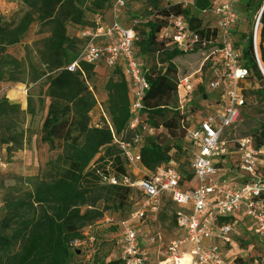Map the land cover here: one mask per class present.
<instances>
[{"label":"trees","instance_id":"trees-1","mask_svg":"<svg viewBox=\"0 0 264 264\" xmlns=\"http://www.w3.org/2000/svg\"><path fill=\"white\" fill-rule=\"evenodd\" d=\"M15 1L19 6L16 17L8 22L0 21V83L6 75V68L19 64L9 59L6 50L20 44L34 23L42 27L51 25V36L45 42L42 53L45 74L49 75L50 102L43 121L41 141L51 151L61 148L62 152L51 164L50 177L20 179L21 187L13 189L18 194L5 197L4 216L0 221V264H67L71 254L76 253L72 244L85 241V230L103 221L106 212H123L125 202L132 193V189L110 183L112 176L119 179L128 177L131 170L113 142L114 136L124 134L130 121L127 80L120 69L113 71V77L106 84L111 98L102 105L101 120L94 124L92 114L98 106L90 90L94 67L82 66L87 73V81L80 72L67 70L79 57L80 45L77 39L68 35V26H83L88 13L104 15L110 9L112 0ZM151 1L154 5L150 16L134 21L137 22L135 29L138 32L135 42L137 58L143 65L149 84L144 98V112L149 124L158 130L146 137L142 159L147 170L155 171L172 161L180 164L182 154L171 144L155 119H164L167 113L174 110L180 96L178 87L181 77H189L218 65L205 60L212 49L202 45L217 38L215 31H205L199 19L203 12L210 9V0H194L193 14L189 8H168L158 4L164 0ZM244 2L247 22L254 23L253 17L264 0ZM170 15H182L192 28L198 29L196 32L202 41L194 53L182 54L174 46L158 43L157 35L168 25ZM239 37L244 43L240 45L237 41L234 47L242 51V62L249 72V78L241 84L246 106L251 99L263 96L264 76L252 49L251 31ZM151 54L161 56L157 64L159 68L143 61ZM194 55L198 57L194 69H189L185 61L180 63L185 57ZM260 59L264 68V11L261 17ZM200 93L205 94L204 87L200 88ZM20 115H25V111L18 104L6 99L0 101V131L5 119ZM171 128L181 130L185 136L189 127L185 118L178 115V120L171 119ZM23 136L22 132H14L13 126L6 127L5 134L0 135V144L12 145L9 152H13L14 148L20 150ZM256 144L264 146V131L256 139ZM180 169L186 178L192 179L191 174L182 170L183 167L180 166ZM166 204L173 205L170 202ZM173 219L176 223L177 214ZM113 231L119 234L120 230L114 228ZM96 262L105 264L100 259Z\"/></svg>","mask_w":264,"mask_h":264},{"label":"built area","instance_id":"built-area-1","mask_svg":"<svg viewBox=\"0 0 264 264\" xmlns=\"http://www.w3.org/2000/svg\"><path fill=\"white\" fill-rule=\"evenodd\" d=\"M242 1L210 0V9L202 13L209 16L208 23H202V27L217 35L215 40L202 44L212 49L205 60L217 64L222 74L215 73L207 87L201 71L179 80L180 96L200 93L201 87L219 94V99L214 101H209V95H205L214 112L187 130L190 180L174 161L155 171H149L143 165L145 139L158 130L149 124L144 112L149 84L135 49L137 22L133 21L128 27L120 20L127 0H112L111 17L94 16L93 25L82 32L85 45L67 70L80 72L87 81L83 65L94 67V73L97 67L120 69L129 86L130 121L124 134L114 136L113 142L128 167L139 177L110 178L112 185L132 189L136 197L133 212L118 223L123 243L121 264H264V176L259 175L264 171V146H258L252 138L240 139L233 154L239 156L234 164L237 165L235 171L244 183L232 185V180L223 174L225 163L232 154L225 136L239 122L245 104L241 84L249 78L242 62V51L236 49L232 41V31L240 20L238 9ZM164 4L168 8H189L192 14L195 9L194 0H164ZM263 11L264 7L255 17L251 29L252 49L259 67H263L260 59ZM197 30L184 16L170 15L168 25L158 33L157 41L164 46H174L182 54H192L202 41ZM90 90L94 93L92 84ZM7 169V158L0 153V175ZM166 202L178 207L176 226L180 236L167 244L162 259H159L151 253L156 243L151 224L160 222ZM252 239L258 247L255 254L246 250ZM84 246L85 241H75L72 249Z\"/></svg>","mask_w":264,"mask_h":264},{"label":"rangeland","instance_id":"rangeland-1","mask_svg":"<svg viewBox=\"0 0 264 264\" xmlns=\"http://www.w3.org/2000/svg\"><path fill=\"white\" fill-rule=\"evenodd\" d=\"M165 5L164 2H159L160 5ZM154 2L151 0H129L127 7L122 11L120 20L123 26L130 27L134 20L142 17L146 19L150 16V9L153 8ZM264 7V3L260 10ZM19 6L15 0H0V21L8 22L14 19L18 13ZM260 10L255 13L257 17ZM238 13L240 20L232 31V35L239 36L242 33H250L253 22H247L244 0L240 3ZM94 16L87 14L85 24L83 26H68V34L71 38L77 39L80 42L79 55L85 45V40L82 38V32L93 25ZM199 19L202 23H208L209 16L201 14ZM52 26L42 27L39 23H34L22 42L12 46L6 50L9 59L18 61V65H10L6 68V75L0 83V101L6 99L10 103H15L12 100L13 92L19 91L22 96V101L27 109L25 115L18 117L13 116L4 120V125L1 128L0 135L5 134L6 127L13 126L14 132L23 133V145L20 150L14 148L13 152H9L10 146L0 144V153L7 158L8 169L4 174L0 175V221L4 216V199L7 195L15 196L18 193L13 189L21 187L20 179L41 178L45 179L51 176V164L56 161L61 154L62 149L51 151L48 145L41 141L43 121L47 114L49 105L48 86L49 75L45 74V66L42 61V53L45 42L50 38ZM233 44L237 42L233 40ZM244 42L239 38V44ZM161 56L151 54L145 58V62L149 61L151 67H158ZM142 60V59H141ZM185 61L189 69H194L198 62L197 55L193 57H185L180 63ZM183 64L182 66H184ZM222 74V69L218 67H208L201 71V78L204 86L214 79V74ZM43 75L41 78H39ZM113 77V70L102 67L98 77L92 78V86L94 95L97 97V102L111 98V93L107 91L106 84ZM39 79V80H36ZM209 95V101L219 99L218 93L205 91V94L194 93L188 97L179 96L177 105L166 114L164 119L156 118V122L160 124L162 130L167 134L171 144L181 151L180 166L183 167L185 173H189V162L187 153L188 144L186 134L183 136L182 131H174L171 128V119L178 120V115L185 118L188 127L197 123L201 119L213 113L214 109L205 99V95ZM107 103V102H105ZM102 103V104H105ZM19 105V104H18ZM174 107V106H172ZM21 109V105H19ZM22 110V109H21ZM29 112V113H28ZM102 110L98 106L92 114L93 123L97 124L101 120ZM258 131L256 135L254 133ZM264 131V94L257 99H251L249 104L242 107L240 111L239 122L232 130L227 131L225 140L229 144L231 156L227 159L223 170L224 177L232 180V185L244 183V180L237 174L236 166L234 165L239 156L237 151V142L247 135L256 141ZM227 168V169H225ZM230 171V172H229ZM260 176H264V171L259 172ZM138 175L137 172L130 170V177ZM232 178V179H231ZM27 189V187H25ZM135 195L130 194L125 202L123 212L108 211L105 214L104 220L96 224L92 228L85 230V246L75 249L76 253L71 254L67 264H98L96 261L100 259L105 264L113 262H121L123 257L122 237L114 232V228H119L118 223L126 219L135 209ZM167 203V202H166ZM162 209L160 214V222L151 224L152 233L155 234L156 243L151 248L154 258L162 259L167 244L175 239L178 235L176 223H174V215L178 211V207L167 205ZM167 205V206H166ZM120 230V229H119ZM246 234V233H245ZM247 236L249 233L246 234ZM247 247V246H246ZM256 242L252 239L249 246L246 248L251 254H255Z\"/></svg>","mask_w":264,"mask_h":264},{"label":"crops","instance_id":"crops-1","mask_svg":"<svg viewBox=\"0 0 264 264\" xmlns=\"http://www.w3.org/2000/svg\"><path fill=\"white\" fill-rule=\"evenodd\" d=\"M111 11H107V12H105L104 13V17L105 18H110L111 17ZM69 35V34H68ZM239 36H234L233 35V40H236L237 39V41L239 42ZM101 69H102V67H97L96 69H95V75H94V77H98V74H99V71H101ZM12 100H15V103L16 104H19V105H21V109L23 110V111H26V109H27V107H26V105L24 106V104H23V101H22V96H21V93L19 92V91H16V92H13V96H12ZM95 98H96V100H97V97H96V95H95ZM110 100V98L108 99V98H106V100H104V101H101V103L99 102L98 104H99V107L102 109V103H105V102H108ZM103 110V109H102Z\"/></svg>","mask_w":264,"mask_h":264},{"label":"water","instance_id":"water-1","mask_svg":"<svg viewBox=\"0 0 264 264\" xmlns=\"http://www.w3.org/2000/svg\"><path fill=\"white\" fill-rule=\"evenodd\" d=\"M260 70H261L262 75L264 76V68L260 67Z\"/></svg>","mask_w":264,"mask_h":264}]
</instances>
